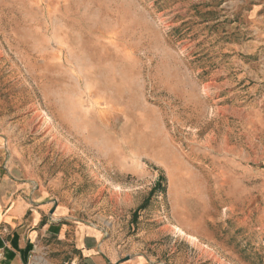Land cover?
<instances>
[{
    "label": "rangeland",
    "instance_id": "374dc122",
    "mask_svg": "<svg viewBox=\"0 0 264 264\" xmlns=\"http://www.w3.org/2000/svg\"><path fill=\"white\" fill-rule=\"evenodd\" d=\"M254 3L0 0L1 122L70 215L124 253L264 264Z\"/></svg>",
    "mask_w": 264,
    "mask_h": 264
},
{
    "label": "crops",
    "instance_id": "0c3cea01",
    "mask_svg": "<svg viewBox=\"0 0 264 264\" xmlns=\"http://www.w3.org/2000/svg\"><path fill=\"white\" fill-rule=\"evenodd\" d=\"M262 17L264 0H253ZM0 119V257L4 264H165L124 253L100 223L76 220L69 204L52 195ZM10 255H13L10 258Z\"/></svg>",
    "mask_w": 264,
    "mask_h": 264
},
{
    "label": "trees",
    "instance_id": "16d2710c",
    "mask_svg": "<svg viewBox=\"0 0 264 264\" xmlns=\"http://www.w3.org/2000/svg\"><path fill=\"white\" fill-rule=\"evenodd\" d=\"M159 184H160V182H158V183L156 184V186L152 189L151 193H153V191L155 190L156 187L159 186ZM12 256H13V255H10V258H11Z\"/></svg>",
    "mask_w": 264,
    "mask_h": 264
}]
</instances>
